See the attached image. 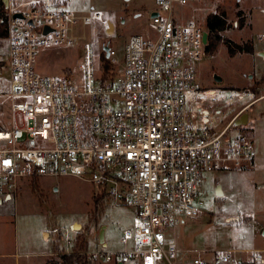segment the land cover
<instances>
[{
	"label": "built area",
	"instance_id": "2783aa9c",
	"mask_svg": "<svg viewBox=\"0 0 264 264\" xmlns=\"http://www.w3.org/2000/svg\"><path fill=\"white\" fill-rule=\"evenodd\" d=\"M187 0H156L151 32L134 34L121 56L108 47L106 70L96 67L84 27L101 14L77 15L57 0H33L10 9L0 90L10 129L0 126V196L15 195L23 182L74 177L95 187L114 205L133 209V225L121 249L95 248L88 264H243L233 251L188 256L171 231L202 214L204 175L240 170L256 151L243 132L229 133L241 111L221 130L206 113L187 106L198 89L196 64L205 54L202 25L181 19ZM20 13L22 19H13ZM47 31V32H46ZM81 34L79 35V32ZM208 38V35H207ZM264 38V34L261 35ZM81 46L82 81L38 74L41 48ZM253 255L251 262L260 261Z\"/></svg>",
	"mask_w": 264,
	"mask_h": 264
},
{
	"label": "rangeland",
	"instance_id": "374dc122",
	"mask_svg": "<svg viewBox=\"0 0 264 264\" xmlns=\"http://www.w3.org/2000/svg\"><path fill=\"white\" fill-rule=\"evenodd\" d=\"M31 1L9 0L8 11H26L25 4ZM57 1L77 15L101 14L100 20H91L84 27L95 57L102 51L103 42H108L121 56L132 35L145 36L151 32L150 15L156 9V0ZM217 6L226 11L229 24L221 36L239 45L251 43L253 51L230 56L222 43L212 54H203L195 68L198 89L187 96V106L196 114L195 120L207 113L217 130L223 129L241 109V114L247 115V124H234L229 133L247 135L253 142L256 157L250 170L204 175L199 190L204 202L202 214L178 224L170 237L175 239L177 249L188 256L199 253L209 257L229 250L243 264H252L249 259L258 253L261 259L254 263L264 264L261 262L264 259V58L261 56L264 53V38H261L264 0H187V4L178 9L181 19L202 25L206 15L215 12ZM108 22L114 26L112 35L105 31ZM5 56L6 45L0 41V61L3 62ZM83 63L81 46L51 45L39 51L35 71L57 77L72 71V79L79 83ZM7 89L8 76L4 71L0 90ZM2 102L6 103L4 97H0V104ZM8 121L7 111L0 108V126L4 130L10 129ZM33 180L23 182L9 200L0 196V254L7 257L0 260V264H40L55 259L53 246L70 252L76 236L86 229L95 187L74 177H42L38 179L40 191L32 192ZM217 185L222 193H217ZM106 205L105 212L94 221L87 234L86 251L95 248L119 251L122 232L133 225V209L108 201ZM101 228H104L105 246L98 241Z\"/></svg>",
	"mask_w": 264,
	"mask_h": 264
},
{
	"label": "trees",
	"instance_id": "16d2710c",
	"mask_svg": "<svg viewBox=\"0 0 264 264\" xmlns=\"http://www.w3.org/2000/svg\"><path fill=\"white\" fill-rule=\"evenodd\" d=\"M7 17L8 12L4 10L2 0H0V41H4L7 35ZM204 23L208 34L205 55L212 54L216 50L217 46L222 43L225 44L227 53L230 56H235L236 54L252 53L253 46L251 43L239 45L228 40L224 36H221V32L225 31L229 26L227 13L222 7L217 6L215 12L207 14ZM101 60H103V64H101ZM4 63V61H0V67H3ZM94 64L96 67L101 65L106 70L109 68L108 62L105 60L103 54H101L98 58H94ZM30 186L32 192L40 191L38 179L31 181ZM92 201L93 209L88 216V223L85 227L86 229L76 236L70 252H64L63 249L59 250L57 246H53V253L57 255V258L48 260V264H88L87 257L82 255V253H84L88 248L87 234L90 231L94 221L98 217L102 216L107 208V200L105 199L104 195L94 194Z\"/></svg>",
	"mask_w": 264,
	"mask_h": 264
},
{
	"label": "water",
	"instance_id": "95a60500",
	"mask_svg": "<svg viewBox=\"0 0 264 264\" xmlns=\"http://www.w3.org/2000/svg\"><path fill=\"white\" fill-rule=\"evenodd\" d=\"M3 6H4V10L7 12L9 9V0H2ZM155 14H152L151 16L153 17ZM13 19H22V15L20 13H15L12 16ZM106 34L107 35H112L113 31H114V26L111 22L107 23V28H106ZM47 32V31H46ZM207 32L204 33L203 35V43L205 44L207 42ZM102 50L105 52L106 57L108 56V47L107 46H103ZM261 56L264 58V53L261 54ZM216 81H220L219 78H216ZM247 123V115L242 114L241 116H239L238 119L235 120L234 124L236 126H242L245 125ZM78 226V225H76ZM75 226V227H76ZM264 235V233H263ZM98 241L99 244L102 246H105L104 244V228H101L98 234Z\"/></svg>",
	"mask_w": 264,
	"mask_h": 264
},
{
	"label": "crops",
	"instance_id": "0c3cea01",
	"mask_svg": "<svg viewBox=\"0 0 264 264\" xmlns=\"http://www.w3.org/2000/svg\"><path fill=\"white\" fill-rule=\"evenodd\" d=\"M5 42V41H4ZM211 90H209V91H207V93L208 92H210ZM253 101H255V100H253ZM252 101V102H253ZM241 110V109H240ZM240 110H239V112H240ZM239 112H237L236 114H238ZM242 112V111H241ZM236 114L234 115V116H236ZM241 114V113H240ZM206 115H207V113H206ZM242 115V114H241ZM241 115H239V116H241ZM233 116V117H234ZM239 116L237 117V119L239 118ZM247 124V123H246ZM253 165H254V161L252 162V164L251 165H249V166H247V167H245V168H243V171H247V170H250V169H252L253 168ZM220 188V189H219ZM216 191H219V192H217V193H222L223 191H222V189H221V187H220V185H217L216 186ZM4 199H6V200H9V199H11V197H9V196H4ZM1 198H0V202H1ZM264 233V232H263ZM264 236V235H263ZM245 252H246V250H245ZM52 254H54V253H52ZM5 259H7V257H5V255H3V254H0V260H5ZM249 261L251 262V260L249 259ZM48 262V261H47ZM47 262H45V261H41L40 262V264H48ZM261 262H263L264 263V259H262V261ZM4 264H6L5 262H4ZM15 264H17V262H15ZM252 264H255V263H252Z\"/></svg>",
	"mask_w": 264,
	"mask_h": 264
}]
</instances>
